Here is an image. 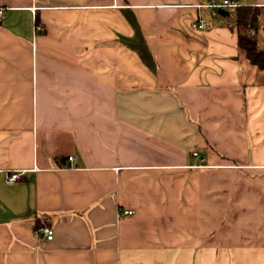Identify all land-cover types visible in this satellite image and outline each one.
Here are the masks:
<instances>
[{"label": "crops", "instance_id": "0c3cea01", "mask_svg": "<svg viewBox=\"0 0 264 264\" xmlns=\"http://www.w3.org/2000/svg\"><path fill=\"white\" fill-rule=\"evenodd\" d=\"M209 1L0 0V264H264V70Z\"/></svg>", "mask_w": 264, "mask_h": 264}, {"label": "trees", "instance_id": "16d2710c", "mask_svg": "<svg viewBox=\"0 0 264 264\" xmlns=\"http://www.w3.org/2000/svg\"><path fill=\"white\" fill-rule=\"evenodd\" d=\"M225 11L226 13L223 14L219 12L212 19L218 21L221 26L235 31L239 48L245 52L247 58L255 66L264 70V49L260 46L257 37L261 8L254 5H239L236 8L226 9ZM45 228H49L47 220L38 219L35 229L41 230Z\"/></svg>", "mask_w": 264, "mask_h": 264}, {"label": "built area", "instance_id": "2783aa9c", "mask_svg": "<svg viewBox=\"0 0 264 264\" xmlns=\"http://www.w3.org/2000/svg\"><path fill=\"white\" fill-rule=\"evenodd\" d=\"M239 4L235 0H210L207 4L201 5L200 7L207 11V15L200 16L197 20L193 21L191 24V28L193 30H205L209 25V20L212 17H215L221 10L233 9L238 7ZM35 9V8H34ZM5 8L0 7V20L3 17ZM195 157H198V154H194ZM69 162H75L74 157H69ZM22 172L18 171H10L7 173V182L10 184L16 183L21 179ZM131 211L123 212V214H131ZM43 233L47 237L48 240H52L54 238V232L51 228H45Z\"/></svg>", "mask_w": 264, "mask_h": 264}, {"label": "water", "instance_id": "95a60500", "mask_svg": "<svg viewBox=\"0 0 264 264\" xmlns=\"http://www.w3.org/2000/svg\"><path fill=\"white\" fill-rule=\"evenodd\" d=\"M220 13H221V14H223V13H226V11H224V10H221V11H220Z\"/></svg>", "mask_w": 264, "mask_h": 264}]
</instances>
